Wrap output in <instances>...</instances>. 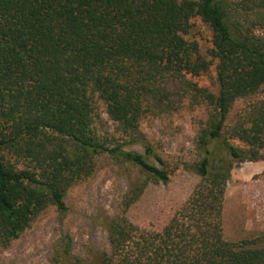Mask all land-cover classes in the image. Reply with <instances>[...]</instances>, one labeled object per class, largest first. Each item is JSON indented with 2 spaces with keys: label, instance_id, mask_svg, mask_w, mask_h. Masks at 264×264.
Masks as SVG:
<instances>
[{
  "label": "trees",
  "instance_id": "16d2710c",
  "mask_svg": "<svg viewBox=\"0 0 264 264\" xmlns=\"http://www.w3.org/2000/svg\"><path fill=\"white\" fill-rule=\"evenodd\" d=\"M194 18L212 31L210 59L186 38ZM214 62L217 94L195 89L208 111L187 200L159 231L109 219L107 249L84 259L67 245L52 264H264L257 239L229 242L222 230L233 167L264 160V95L227 129L236 102L264 93V0H0V248L48 207L66 212V192L97 158L145 176L124 210L148 182L168 184L173 169L140 121L162 110L171 82ZM98 104L129 141L97 132Z\"/></svg>",
  "mask_w": 264,
  "mask_h": 264
},
{
  "label": "rangeland",
  "instance_id": "374dc122",
  "mask_svg": "<svg viewBox=\"0 0 264 264\" xmlns=\"http://www.w3.org/2000/svg\"><path fill=\"white\" fill-rule=\"evenodd\" d=\"M186 38L197 43L200 54L210 59L212 31L199 18L191 20ZM215 64L198 76L185 74L184 83L171 82L162 110H150L140 121V132L173 169L168 184L148 182L139 199L124 210L126 195L145 181V176L108 157L97 158L92 176L66 192V212L59 213L54 207L44 210L18 239L0 248V264H52L56 254L67 245L71 256L89 259L108 248L105 223L118 216L142 229L161 230L199 182V177L185 168L198 159L196 135L208 111L195 89L217 94ZM263 95L258 92L236 102L227 129ZM98 115V133L120 142L129 141L130 137L108 119L102 104H98ZM233 144L246 149L238 140H233ZM125 149L143 151L139 145H127ZM222 230L229 242L257 239L264 245V160L233 167L224 195Z\"/></svg>",
  "mask_w": 264,
  "mask_h": 264
}]
</instances>
